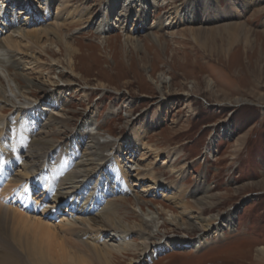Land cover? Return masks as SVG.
Masks as SVG:
<instances>
[{
	"label": "rangeland",
	"instance_id": "obj_1",
	"mask_svg": "<svg viewBox=\"0 0 264 264\" xmlns=\"http://www.w3.org/2000/svg\"><path fill=\"white\" fill-rule=\"evenodd\" d=\"M9 1L7 6L0 0V6H7L9 14H16L24 7L42 26L56 27L65 19L61 9L58 15L55 14L57 0H51L48 17L43 16L41 2L32 0L35 7H31L26 3L31 0ZM149 1L150 4L144 9L146 24L154 26L157 21L162 20L163 24L167 22L165 13L169 10L168 2L179 6L184 5L185 0ZM69 2L71 5L78 4L79 8L88 7L91 17L90 24L84 21L63 22L67 41L77 50L73 56L74 73L71 74L69 70V55L63 43L55 41L53 45H46L45 52L39 53L42 67L35 68V74H28L30 78L49 76L56 81L55 74L62 72L73 80V91H64L65 84L58 81V91L65 103L62 113L70 125L68 133L55 139V145L69 146L78 137V130L86 115L92 117V125L86 128L92 135L99 140L118 141L133 128L139 131L147 128V122L161 105L164 108L161 122L148 128L142 135L143 141L155 148L157 154L140 150L132 154V159L141 166L151 164L156 175L171 182L173 189L150 194L141 193L139 185H132L131 189L126 186L120 196L116 197L114 193L107 195L106 191H114L115 186L111 179L108 181L111 173L104 169L107 180L103 192H100L102 186L98 192L102 194L101 200H113L120 213L128 215L125 221L130 225L137 224L140 219L139 211L134 212L138 203L142 212L154 214L155 220L148 224L154 232L150 243L183 235L186 239L195 240L203 233L204 229L176 226L169 222L166 215V210H170L181 217L180 209L165 197L166 194L178 195V191L182 190L184 200L192 207L198 178L204 179L208 187L206 194L213 195V205L206 208L201 216L218 214L221 217L227 211L233 213L228 226L225 222L221 224L220 219L215 220L209 237L199 248L170 246L160 252H150L146 261L140 264H264V257L257 251L259 246H264V0L249 6L234 20L242 23L243 27L230 47H227L225 33L213 36L209 32L210 28L222 27L227 21L224 18L208 22L184 21L176 25H163L160 29L152 27L160 36L157 43L147 36L146 26L142 28L139 25L137 15L130 16L128 20L122 15L123 23H116L114 28L102 33L99 29L96 31L109 0ZM127 3H117L113 15L120 11L125 14ZM219 6L225 8L227 1L219 0ZM198 29H202L199 42L194 39ZM4 31L7 29L3 28L2 33ZM130 39L134 42L138 40L140 46L135 47L136 44L133 45ZM28 54H38V49H28ZM29 67L32 68V65ZM208 82L211 83L210 87ZM46 87L54 88L51 84ZM46 92L37 91L33 95L39 101ZM34 98H29L32 102L29 110L39 106ZM235 99L241 102H235ZM15 107L8 106L0 115L4 119L11 117ZM35 118L38 119V116L35 115ZM225 125L231 129L228 135L222 132ZM36 126L31 127L34 133L38 132ZM47 129L45 131H58L54 125ZM215 137L211 144V139ZM78 141L86 143L83 138ZM28 150L27 145H24L23 151L13 145L12 151L18 155L19 165L26 159ZM112 150L106 152L107 157L112 156ZM173 150L177 157L172 167L180 169L186 166L181 179L166 166L165 161L169 160ZM28 162L41 168L47 167V163H55L53 158H42V153L28 157ZM105 162L91 174L96 176L102 171ZM47 171L53 170L48 168ZM78 173L76 175L80 177L77 180L81 181L83 178ZM91 181L93 178L88 181L89 188L93 187ZM66 187V184L60 185L63 190ZM135 194L139 200L134 198ZM4 202L5 207L8 203ZM60 215L61 212L58 213ZM182 218L189 221L187 215ZM215 224L219 229L215 228ZM132 233L129 232V236L139 244L141 239ZM72 239L76 247L88 252V264H107L96 260L81 243L80 237L72 235ZM130 258L125 254L115 255L110 264H130ZM132 259L137 261L138 257L133 255Z\"/></svg>",
	"mask_w": 264,
	"mask_h": 264
},
{
	"label": "bare ground",
	"instance_id": "obj_2",
	"mask_svg": "<svg viewBox=\"0 0 264 264\" xmlns=\"http://www.w3.org/2000/svg\"><path fill=\"white\" fill-rule=\"evenodd\" d=\"M1 1L7 6L9 3L12 4L9 0ZM8 1L9 3H7ZM36 1L43 4V16H50L51 0ZM69 1L57 0L54 7L55 14L58 15L61 9L62 12L64 11L65 16L63 22L65 20H68L69 23L84 21L90 24L89 8H79L78 4L71 5ZM226 1L227 6L225 8L219 6V0H185L184 5L180 4L179 6L171 5L168 2L169 10L165 13L167 22L163 24L161 20L157 21L154 26H148L145 10L150 4L149 0H124L123 2L109 0L102 14L100 24L97 25L95 30H101L100 33L111 30L116 26V23H123L130 16L137 15L139 25L142 28L146 26L147 36L153 42L159 43L160 36L151 29L152 27L160 29L163 25H176L184 21L208 22L224 18L227 21L222 27L210 28L209 32L213 36L221 32L225 33L227 47H230L239 37L240 30L243 27L242 23L234 22V20L241 12L260 0ZM120 2L123 5L128 2L125 14L120 11L118 14L113 15L116 4H120ZM26 3L27 5L30 4L31 7H35L32 0ZM7 6L5 8H2V4L0 6V114L7 110L8 106L17 107L14 108L12 116L9 118L4 119L3 115H0V163L6 162L9 169L13 170L11 178L5 187L0 190V264H88L89 259L86 255L88 252L82 251L81 248L73 244L72 235L80 237L86 250L91 252L95 259L100 260V262L110 264L115 255L125 254L131 256L130 264H140L146 261V257L150 256V252H160L170 246L199 248L209 237V232L212 230L211 227L216 219H220L221 224L225 222L227 226L230 225L233 219L232 212L227 211L221 217L218 214L201 216L206 208L213 205V195L206 194L208 187L202 178H198L194 186L192 207L184 200V194H182L184 191L182 190L178 191V195H165L170 202L180 209L181 213V217H179L170 210H166L170 223L183 228L192 227V230L204 229L203 233L199 234L195 240L186 239V236L183 235L170 236L168 239H158L150 243L154 232L152 226L148 224L155 220L154 214L142 212L138 203L134 212L139 211L138 217L140 219L137 224L132 223L130 225V222L125 221L128 219V215L121 214L119 207L115 206L113 200L102 201V194L98 192L101 186L102 191L100 192H103V185L107 180L106 175L103 173L104 169L111 173L108 181L111 179L110 182L115 186L114 191L110 189L106 191L107 195L114 193L113 195H116V197L120 196L119 194L124 192L126 186L131 189L132 185L134 187L139 185V192L150 194L157 193L159 190L165 192L173 189L174 186L171 182H166L156 175L151 164L141 166L136 160L132 159V154L138 153L140 150L146 153L152 152L154 155L157 154L155 148L143 141L142 135L146 133L148 128H152L161 122L164 108L161 105L158 106L154 115L147 122V128H141L140 131L133 128L128 135L118 141L99 140L92 135L86 129L92 125V117L86 115L81 122L82 126L78 130V137L72 140L69 146H56L55 139L59 135L68 133L67 128L70 125L69 120L62 113V107L64 108L65 103L60 96V91H58V81L65 84L64 91H73V80L58 71L55 74L56 81L49 76L41 79L38 77L30 78L28 74L34 73L35 68L42 67V64L39 63L41 57L39 53L45 52L46 45H53L55 41L63 43L64 46H62L69 55V70L73 74V56L77 50L67 41L63 32L65 23H57L56 27H52V25L50 27L42 26L38 19H33L31 17L33 15L28 13L31 11H26L22 7L17 11L19 13L16 12L18 15L9 14ZM122 15L126 16L125 20L121 18ZM30 19L31 22H29ZM111 19L113 21L110 22ZM3 28L7 31L2 33ZM201 30L198 29L194 34V39L198 42V37L202 35ZM130 41L133 45L136 44L135 47L140 46L138 40L135 39L134 42L130 39ZM34 48L38 49V54H28V49ZM29 65H32V68ZM160 81L162 82V80ZM48 84L53 85L54 88L49 89L46 87ZM207 85L210 87L211 83L208 82ZM37 91H47L39 101L36 99L38 97L33 95ZM29 98L37 100L39 106L29 110L31 107L28 106L32 104ZM234 101L239 102L240 100L235 99ZM35 115L38 116V119L35 118ZM35 125H37V133H34V130L31 131V127ZM50 125H54L58 131L53 129L45 131ZM222 132L224 135L230 134V126L225 125ZM16 136L18 141L14 140ZM79 138L86 140V143H80ZM215 139L216 137L211 139V144ZM13 145H16L19 151L24 150V145L29 147V150L26 151V159L21 165L18 162V155L12 151ZM111 149H113L112 156L107 157L109 155L106 152ZM39 153H42V158H53L54 165L47 163V167L41 168L40 165L28 162V157H36V155H40ZM127 155L129 156L126 158ZM176 157L177 153L173 150L169 160L165 162L169 171L174 173L178 179H181L186 166L174 169L172 164ZM67 160L72 168L75 167L74 169L67 167ZM111 160L113 161L112 164ZM104 161L106 162L105 167L102 165V171L100 170L96 176L91 174ZM128 163L131 164L128 165ZM48 168L53 171L48 173ZM77 172L83 178L81 181L77 180V177H80L76 175ZM92 178L95 183L91 181L93 187L89 188L87 184ZM132 180L134 181L132 182ZM23 183L30 184L28 189L32 193L34 191L40 192L38 197L29 198V201L39 203L41 212L22 208L9 201L4 207L3 201L8 199L10 189L14 186L23 185ZM63 184L67 185L64 190L60 188V185L63 186ZM134 198L139 200L136 194ZM59 212L62 215L60 217L57 215L59 220L56 223L52 216ZM190 212L193 214H189ZM183 215H187L189 221L182 218ZM153 227L157 228L158 226L154 225ZM215 228L219 229L216 224ZM145 230L147 231L145 232ZM129 232H133L132 235L134 234L135 237L141 239V242L136 244L132 236H129L131 235ZM257 251L264 257V246H259ZM133 255L138 257L137 261H133Z\"/></svg>",
	"mask_w": 264,
	"mask_h": 264
}]
</instances>
